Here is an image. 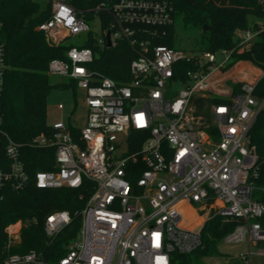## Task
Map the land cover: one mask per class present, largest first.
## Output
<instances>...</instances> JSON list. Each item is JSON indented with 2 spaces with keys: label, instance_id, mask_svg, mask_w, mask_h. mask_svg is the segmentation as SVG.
<instances>
[{
  "label": "built area",
  "instance_id": "obj_1",
  "mask_svg": "<svg viewBox=\"0 0 264 264\" xmlns=\"http://www.w3.org/2000/svg\"><path fill=\"white\" fill-rule=\"evenodd\" d=\"M76 0H47L51 18L38 27L48 41L59 45L72 36L91 33L86 15L108 18L98 46L117 48L126 43L134 54L131 81L120 84L92 70V48L70 46L67 61L52 60L48 74L76 82L85 93V125L82 128L57 121L50 135H39L31 145L54 149V169L31 177L22 156V145L6 136V167L0 168V203L7 189L20 192L30 183L42 190H79L84 179L95 184L82 212V227L76 240L65 246L57 262L46 261L36 251L13 253L21 246L22 230L38 220H20L6 227V257L0 264H171L172 254L189 255L203 247L202 231L213 217L237 222L223 240L247 244L264 256V194L257 177V154L249 133L264 99L254 96L257 81L244 83L234 95L224 68L231 51L184 52L156 40L165 37L174 23L171 0H117L93 9H78ZM107 33L110 45L107 46ZM259 32L238 34V52L253 45ZM59 35L64 37L60 40ZM217 54L224 56L220 62ZM0 51V94H1ZM182 63L190 64L184 69ZM176 76H185L180 79ZM175 84L184 89L168 100ZM219 98L211 106L214 139L201 130L194 115V98ZM64 110V106H59ZM3 123L0 114V131ZM205 129H210L205 126ZM76 134H75V132ZM142 143L133 150L132 133ZM77 135V136H76ZM183 209L203 221L184 226ZM200 214V215H199ZM72 222L65 211L49 214L44 222L47 239L57 237Z\"/></svg>",
  "mask_w": 264,
  "mask_h": 264
},
{
  "label": "trees",
  "instance_id": "obj_2",
  "mask_svg": "<svg viewBox=\"0 0 264 264\" xmlns=\"http://www.w3.org/2000/svg\"><path fill=\"white\" fill-rule=\"evenodd\" d=\"M117 0H76L78 9H93L102 3ZM174 15L180 16L185 27H196L202 30V37L210 40L205 51H231L229 62L224 72L231 70L239 62H250L263 71L257 81L254 96L264 99V0H171ZM51 6L47 0H0V51H1V94L0 114L3 123L0 131V168L6 167V136L22 145V156L26 168L31 175L39 171L54 169V149L32 147L39 135H50L47 123V98L51 88L48 65L52 60L67 61L70 48L61 42L59 45L48 41L38 27L51 18ZM104 21V29L108 18L100 15ZM94 17L91 14L86 19ZM209 29L203 31V27ZM251 30L259 32L253 45L238 52L237 32ZM165 37L156 40V45L174 47V23L166 28ZM96 53L95 61L90 68L102 77H108L117 83L130 82L129 67L134 59L132 50L126 43L117 48H95L92 38L85 45ZM83 46V47H85ZM184 69L190 64L182 63ZM242 66V65H241ZM242 67H245L244 65ZM184 79L185 76H176ZM233 94L242 93L244 83H229ZM219 98H194L192 103L196 118L201 119L200 129L207 130L217 139L212 125L211 106L225 102ZM209 126L210 129H205ZM75 132V131H74ZM76 134V132H75ZM77 136V135H76ZM141 134L132 133L130 144L137 150L142 143ZM249 137L257 154V177L253 178L256 187H264V108L259 112ZM95 184L84 179L79 190L60 189L42 190L34 183L20 192L10 189L0 203V261L6 257L4 253L7 235L5 229L20 220L37 219L38 224L22 230L21 246L13 249V253L36 251L46 261L57 263L65 255V246L76 240L82 227V212L94 191ZM254 198L264 202V194L256 193ZM56 211L68 212L72 222L57 237L47 239L44 232L46 217ZM264 229V216L258 220ZM237 222H224L220 217L211 218L202 231L203 247L189 255L172 254L171 264H202L203 255H213L218 245L237 226ZM264 247V243L259 244Z\"/></svg>",
  "mask_w": 264,
  "mask_h": 264
},
{
  "label": "rangeland",
  "instance_id": "obj_3",
  "mask_svg": "<svg viewBox=\"0 0 264 264\" xmlns=\"http://www.w3.org/2000/svg\"><path fill=\"white\" fill-rule=\"evenodd\" d=\"M87 21L91 27V33L67 38L64 41L66 45L74 47L85 46L90 38H92L95 46L100 45L99 42L104 33L103 19L101 17H91L88 18ZM174 30H176L174 34V47L177 50L201 53L203 50L205 51V48L210 44L209 39H204L202 37L201 29L189 26L185 27L180 16H176L174 19ZM244 31L245 30L237 32V37L238 34ZM63 37V35H59L60 40ZM217 59L221 62L224 56L217 54ZM244 62L247 64H243L245 67H242V65L232 73V76H227L229 86V83H252L259 80L257 79V75L260 74L259 72L254 74L246 68L248 65L253 66V64L247 61ZM260 71L263 74L261 69ZM245 74L249 76H243ZM50 77L51 85H54V87L51 88L47 98V108L49 110L47 114V123L49 127L57 121H63L68 126L84 127L86 112L84 91L78 87L76 82H73L69 78ZM243 77L246 78L242 79ZM241 80H244V82H240ZM183 89L184 86L182 84H175L172 88L167 90V99L171 100L177 98ZM60 105L64 106V110L59 109ZM251 251L253 255L249 261L245 262L241 260V256L248 253L247 244H227L222 242L218 245L216 253L213 255H203L201 261L202 264H264V256L257 254L259 248L253 246L251 247Z\"/></svg>",
  "mask_w": 264,
  "mask_h": 264
},
{
  "label": "bare ground",
  "instance_id": "obj_4",
  "mask_svg": "<svg viewBox=\"0 0 264 264\" xmlns=\"http://www.w3.org/2000/svg\"><path fill=\"white\" fill-rule=\"evenodd\" d=\"M245 78V77H244ZM186 211V209H183V213ZM203 219L197 217L192 211L191 212H185L184 218H183V225L187 226L189 228H194L195 226H199L202 223Z\"/></svg>",
  "mask_w": 264,
  "mask_h": 264
},
{
  "label": "crops",
  "instance_id": "obj_5",
  "mask_svg": "<svg viewBox=\"0 0 264 264\" xmlns=\"http://www.w3.org/2000/svg\"><path fill=\"white\" fill-rule=\"evenodd\" d=\"M243 64H245V65H247L245 62H239L238 64H236L231 70H229L228 71V76H232V73H234V71L236 70V69H238L239 67H241V65H243ZM247 70H250V72H252V73H256V72H259L260 74L259 75H257L258 76V78L257 79H260L262 76H263V74L261 73V71H260V69H257V68H255L254 66H250V65H248L247 67ZM243 76H249L248 74H245V75H243ZM246 78V77H245ZM242 79H244V77L242 78ZM257 81V80H256ZM240 82H244V80L242 81H240Z\"/></svg>",
  "mask_w": 264,
  "mask_h": 264
},
{
  "label": "water",
  "instance_id": "obj_6",
  "mask_svg": "<svg viewBox=\"0 0 264 264\" xmlns=\"http://www.w3.org/2000/svg\"><path fill=\"white\" fill-rule=\"evenodd\" d=\"M209 28L207 27V26H204L203 27V31L205 32V31H207ZM107 40H108V43H107V46L109 47V46H111L110 45V34L109 33H107Z\"/></svg>",
  "mask_w": 264,
  "mask_h": 264
}]
</instances>
